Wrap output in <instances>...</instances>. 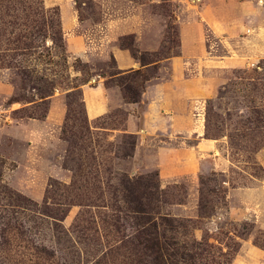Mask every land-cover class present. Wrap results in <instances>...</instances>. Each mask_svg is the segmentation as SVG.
Wrapping results in <instances>:
<instances>
[{"label": "rangeland", "instance_id": "obj_1", "mask_svg": "<svg viewBox=\"0 0 264 264\" xmlns=\"http://www.w3.org/2000/svg\"><path fill=\"white\" fill-rule=\"evenodd\" d=\"M191 1L73 0L63 25L0 0V264H264V0ZM178 21L205 26L214 65L189 103L213 147L128 130L171 71H118L109 47L179 57ZM100 76L124 102L90 121Z\"/></svg>", "mask_w": 264, "mask_h": 264}, {"label": "crops", "instance_id": "obj_2", "mask_svg": "<svg viewBox=\"0 0 264 264\" xmlns=\"http://www.w3.org/2000/svg\"><path fill=\"white\" fill-rule=\"evenodd\" d=\"M73 1V0H72ZM71 0H44V4L49 7L58 6L60 8L62 24H76L73 22V16H67L66 9L72 10ZM203 0H192L191 3L200 14V7ZM212 1V0H209ZM189 2V5H191ZM189 7V6H188ZM190 8V7H189ZM264 16V10L252 8ZM182 22V23H181ZM180 23L181 36V56L164 59L162 61L147 63L143 65L137 58L132 57L130 52L116 46H110L108 50L109 56H113L116 60L118 71H134L145 70L158 65L160 76H165L167 71H171L170 79H153L147 82V86L141 96V104L144 106V115L138 121L134 115L130 113L128 121V130L132 133L139 132L137 125L141 121V133L148 132L150 135H167L173 133L177 136H185L186 138H195L197 144H205L212 146V140L204 138V129L197 130L196 116H190L195 107L194 103H189L190 93L192 90L195 95H200V99L206 97V85L200 79V72L206 73L208 66L213 67L214 64L206 61L207 48L204 43L202 26L200 23L195 24L188 21H178ZM67 41V38H66ZM264 42V40H263ZM68 43V41H67ZM118 76V75H117ZM187 76V77H186ZM111 78V77H110ZM186 78H188L186 80ZM106 78L100 76L96 78V84L88 87L84 93L87 117L90 121L97 120L113 109L114 106L121 107L123 97L118 87H111L106 84ZM188 91V92H187ZM202 95H204L202 97ZM197 98V96H196ZM197 100V99H196ZM170 113V115H164ZM162 116L160 120L155 121L153 117Z\"/></svg>", "mask_w": 264, "mask_h": 264}, {"label": "trees", "instance_id": "obj_3", "mask_svg": "<svg viewBox=\"0 0 264 264\" xmlns=\"http://www.w3.org/2000/svg\"><path fill=\"white\" fill-rule=\"evenodd\" d=\"M157 235H158V234H157ZM157 245H158V244H157ZM158 246H159V245H158ZM158 246H157V247H158ZM159 248H160V246H159Z\"/></svg>", "mask_w": 264, "mask_h": 264}]
</instances>
